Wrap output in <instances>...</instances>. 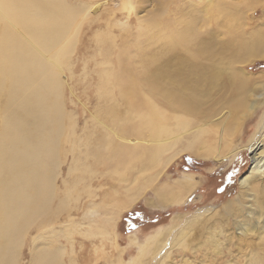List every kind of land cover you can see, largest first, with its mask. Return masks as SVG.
Masks as SVG:
<instances>
[{"label":"bare ground","instance_id":"bare-ground-1","mask_svg":"<svg viewBox=\"0 0 264 264\" xmlns=\"http://www.w3.org/2000/svg\"><path fill=\"white\" fill-rule=\"evenodd\" d=\"M85 15L83 9L65 0H0V264H14L12 248L15 243L17 245L18 236L29 227L37 228L53 221L59 208L70 211L68 201L73 190L69 181H64V197H60L58 208L53 203L58 190L55 169L52 170L50 164L63 153L64 138L73 133L72 122L65 123L60 106L59 74L70 52L79 18L84 20ZM158 26L159 23L152 21L140 33L145 46L138 39L117 46L111 34L99 40L100 54L105 58H110L117 46L112 61L118 65L116 72L110 73L111 67L100 77L112 87H104L100 93L103 99H112V108H106L100 119L94 140L97 149L80 154L76 146L68 148L72 155L68 173L72 175L74 187L78 184L88 198L94 197L96 190L82 180L87 174V182L91 181L96 169L101 173L94 181L101 178L108 186L100 193L97 203L104 209L102 219L94 227L96 232L91 231V236L100 235L105 240L111 241L113 233L109 230L118 213L133 204L141 191L156 179L159 169L171 159L189 152L196 158L218 160L219 154L213 149L222 132L228 133L225 139L228 159L231 160L237 151L229 152L232 144L229 125L235 124V132L239 130V121L233 120L238 107L246 104L248 80L243 82L241 77L235 80L228 76L221 83L210 65L191 62L193 58L210 61L214 54L212 40H200L191 22L181 31H170L161 41L162 33L158 36V32L153 31ZM237 41L239 46L235 51L238 54L230 47L237 61L262 56V48L258 46L264 42L259 39L250 44ZM248 50L249 53L243 54ZM215 92H219V97H214ZM117 97L123 101V111L113 110V105H118ZM248 105L252 107L253 102ZM220 108L229 110L230 117L225 122L220 119L225 120L227 115L221 114ZM229 120L225 130L220 123ZM260 127L263 135L259 136L260 142L256 143L255 138L256 144L252 143L255 144L251 150L252 165L249 172L239 177L240 194L236 199L241 202L247 198L244 202L247 221L243 230L255 231L257 235V241L245 239L246 246L253 252L248 255L253 264L264 263V116H261ZM213 128L221 132H212ZM148 168L152 171L146 175ZM195 185L194 176L184 174L174 186L189 191ZM120 192L124 195L122 198H119ZM186 192L173 194L171 200L162 202V207L166 203L178 205ZM110 198L117 199V205L114 203L111 207V216V210L108 214L105 206ZM234 202L229 201L226 207L234 209ZM79 206L82 205L75 207ZM88 212L93 214L95 210L88 207L85 213L89 215ZM199 214L187 219L176 236L186 232V225ZM92 221L87 219L86 222L92 225ZM161 233L162 230H158L147 242H159ZM139 249L141 252L144 247ZM61 253L58 247L45 254L42 252L33 264H65Z\"/></svg>","mask_w":264,"mask_h":264},{"label":"rangeland","instance_id":"rangeland-1","mask_svg":"<svg viewBox=\"0 0 264 264\" xmlns=\"http://www.w3.org/2000/svg\"><path fill=\"white\" fill-rule=\"evenodd\" d=\"M65 1L86 13L84 20L79 18L76 37L74 36L70 52L66 54V62L59 74L60 106L64 112L65 123L72 122L70 127L73 133L64 138L63 153L50 164L52 170L55 169V186L59 194V197L58 194L53 197V203L55 202L58 208L59 200L64 197L62 196L64 181H69L73 190L68 201L71 208L68 212L59 208L60 211L53 216V221H47L37 228L29 227L18 236L20 240H16L18 243L12 248L14 264H33L42 252L43 254L51 252L56 247L62 252L61 260L63 259L65 264H253L248 256L253 252L246 246L245 239L257 241V235L255 231L243 230L247 221L244 217L247 211L244 202H247V198H243L241 202L236 199L240 194L239 177L249 172L252 165L251 150L260 142L259 136L263 135L260 134L263 128L259 129V125L261 116H264V45L262 43V46H258L259 49L262 48V56L252 59L246 57L245 62L237 61L230 53V47L234 51L238 49L237 40L249 44L257 39L264 42V0ZM152 21L160 24L153 29L158 32V36L162 33L159 41L168 36L170 31H181L191 22L200 40H212L214 51L210 61L193 58L191 62L210 65L221 83L228 76L235 80L241 77L243 82L248 80L247 96L244 97L246 104L238 107L237 116L233 120L239 121V130L235 132V124L229 125L232 139L229 152L233 149L237 151L229 160L228 150L225 149L228 133L224 135L222 132L213 149L216 155L219 154L218 160L196 158L189 152H182L171 159L166 166L159 169L156 179L141 191L133 204L118 213L111 231L109 230L110 234L113 233L111 241L105 240L100 235H91L92 232H96L94 227L103 216L101 212L104 209L97 204L100 201V193L106 191L108 186L101 178L94 181L97 174L101 173L96 169L93 170L94 178L91 181L87 182L89 180L87 174L83 175L82 180L92 185V190H96L94 197L88 198L78 184L74 187L72 175L68 173V168L72 166V155L68 148L71 145L76 146V152L80 154L98 148L94 140L100 128V119L105 115L106 108H112L110 106L112 99L109 101L100 97L104 87L112 88L100 79L101 74L111 67L110 73L116 72L118 65L112 61L118 45L130 43L133 39H138L144 45L140 33ZM161 24L166 27L163 29ZM103 35H110L112 42L117 45L110 58L100 54L99 40L109 38ZM251 46L252 44L246 47ZM249 52L250 50L244 51L243 54ZM213 95L215 98L219 97V92ZM117 99L118 105L114 104L113 110L123 111L125 108L123 101L118 97ZM251 101L253 105L249 107ZM218 110L221 114L227 115L225 120L220 119L225 122L230 117L229 110L228 112L226 108ZM224 122L220 125L226 130L230 120ZM205 126L210 128L207 124ZM213 129L212 132H221ZM151 171L148 168L145 174L148 175ZM184 174L193 175L196 182L194 188L189 191L178 190L174 186ZM76 190L82 193L79 191L77 193ZM165 190L170 191L161 195ZM179 191L180 193L188 191L182 202L178 205L166 203L167 205L162 207V202L171 200L173 194L177 195ZM123 196L120 192L119 198ZM116 200L110 198L105 203L108 214L111 210L110 216L113 215L112 206L117 205ZM229 201L234 202V209L226 207ZM77 205L82 206L75 207ZM88 207L95 212L93 214L88 212L89 215L85 213ZM197 213H200L196 218L198 220L193 219L184 228L186 232L177 237L178 232L183 229L181 227L185 226V221ZM87 219L91 221L90 223L94 220V223L88 225ZM73 222L76 223L73 225ZM129 227L131 229L127 230ZM158 230H162L159 242L154 244V241L147 242ZM141 246L144 249L139 252Z\"/></svg>","mask_w":264,"mask_h":264},{"label":"trees","instance_id":"trees-1","mask_svg":"<svg viewBox=\"0 0 264 264\" xmlns=\"http://www.w3.org/2000/svg\"><path fill=\"white\" fill-rule=\"evenodd\" d=\"M127 230H130L131 229V227H129V228H126Z\"/></svg>","mask_w":264,"mask_h":264}]
</instances>
